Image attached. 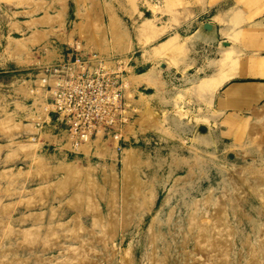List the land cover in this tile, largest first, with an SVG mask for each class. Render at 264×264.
I'll use <instances>...</instances> for the list:
<instances>
[{"label": "rangeland", "instance_id": "1", "mask_svg": "<svg viewBox=\"0 0 264 264\" xmlns=\"http://www.w3.org/2000/svg\"><path fill=\"white\" fill-rule=\"evenodd\" d=\"M28 1L36 3L35 0ZM59 1L62 2V0ZM135 1L140 2L141 0H73V3L71 0L69 1L70 11H75L78 13L79 20H84L83 25L77 23L75 26L79 27V36L77 38L82 43L79 49L96 52L107 59L120 61V70L124 69L123 76L126 78V83L130 82V78H133L135 81L134 85L129 88L126 84L125 92L128 93L133 88L135 100H138L139 97L145 98V101L133 100V114L128 113L130 121L121 132L125 143L118 144L116 140H109L99 144L98 146L102 148L99 153L102 155L108 148L109 154L103 156L96 155V144H87L86 146L90 150L89 154H91L92 145L95 148V153H92L84 160L79 159L82 163L81 172L83 178L81 177V179H84V173L88 172L91 179L98 186L104 188V191L102 189L101 192L97 190L92 195L89 192H85V195L82 197L83 203L87 201L97 203L101 211V217H104L103 220L105 221L111 220L113 218L111 216L115 215L113 222L120 219V221L123 220V223H125L122 229L116 231L115 241L113 243H106L104 249L102 242H99L102 239L100 238V231L92 228L91 216L87 213H81L80 220L82 226L85 227V232L80 233V240L81 238L86 241L93 239V241L98 242V244L95 242L86 244L84 247V251L89 252L88 258L93 264H120L124 251H128L131 248L135 256V264H146V257L149 254L154 253V257H159V255L155 254L154 250L164 249L167 245L169 246L168 255H170V264H207L206 255L203 256L202 252H198L193 245V241L188 245H184L183 235L186 232V222L191 212L189 207L194 202H197L196 218L206 219V217H211V213L215 209L211 205L208 207L203 206V200L206 199L209 193H212L214 200L222 199V194L224 195L226 192L227 195L231 193L235 199L237 198V202L240 200L238 203L242 205L241 200L243 199L239 198V196H243L240 195L241 191L235 194V190L231 192L228 187L226 189L229 192H224L223 187H219L216 191L215 187L221 181L223 173H228V176L232 174L231 177L236 179L238 177L246 178L242 173L246 167H250V172L254 171L255 173H260L258 170H264V134H261L259 131L258 135H254V132L251 131L249 138L242 135V131H244L242 128H244L245 124L246 126L251 124V127H258L262 122H258L257 118L253 119L249 117L248 112H243L242 110L232 111L233 119L229 124L225 122L226 116L222 120V114L214 112L211 105L212 95L226 80L211 91L203 90V96L198 91L201 87L200 83L208 77L219 82L221 79L219 76L222 77V73H218L222 69L219 60L222 59L223 55L230 56L227 57L228 61H230L229 63H234L235 69L245 62L247 63H245L246 66L249 67H252L255 62L262 65L261 58L264 57L259 55L264 52V34H260L257 30L253 29L254 25L251 26V24H253L254 19L264 14V0H225L218 8H214V10L218 9L220 13L222 8H230L229 13L231 16H229L228 25L231 33L227 34L230 43L227 46L223 47L219 44L214 47L209 41L205 43L201 39L194 37V35L188 36L193 29H190L191 31L189 32L186 30L183 35L188 37L180 38L179 42L164 47L161 50H158L159 47L157 46L163 42L166 43L170 38L160 42L158 45L154 44L156 46L153 47V52L159 58V61L153 65L151 72L139 77L132 75L127 78V71H129L127 69V56L121 55L120 51L123 50V46L125 45V38L128 44L130 42L128 37L124 36L121 32V26L114 13L116 9H119V4L121 3L126 5L131 3L134 11H136ZM159 1L161 5L162 0ZM3 2L6 1L0 0V264H54L57 259L69 257L70 254L67 253V249L78 245L77 243H71L67 239L68 233L65 232L72 227L71 223L67 221L74 214L69 203L76 187L68 183L69 185L63 191H61V188H58L61 187L58 182H60L64 174L57 169V166L62 163L71 165L74 159H78L80 155H78V158H75V155L66 150L69 147H64L62 148V152L67 156L65 161H61L63 155L60 156L56 149L59 145L55 146L51 144L53 141L50 142L49 140L39 142L37 132L33 129V126L38 118L40 119L43 116V98L39 93L35 95L38 75L44 65H48L56 60L58 54L61 52L62 45L56 42L54 36L53 39L52 37L49 39V36H46L48 34L46 32L31 30L35 27L34 24L41 18L39 13L27 17L13 15L14 10ZM206 2L208 5H213L216 3V0H164L163 8L158 5H152L151 9L154 13L165 10L173 14L172 22L177 23L178 20L174 17L175 12L171 10L173 6L182 9L187 6L191 13L193 11L198 13L203 11V4ZM63 3H65V0ZM213 13L214 11L212 10L199 17H194L191 14L185 17L186 20L194 21V23L197 22L198 25L195 28L199 26L202 34H208L206 31L211 29V25L208 24L209 21L201 22V20L209 19ZM107 14H110L109 26ZM103 16H105V22L102 20ZM25 20L30 21V28L28 26L30 30H19L18 25H21V22ZM58 20L60 23L62 17L58 16ZM77 20L75 18L70 27L65 28L66 30L62 32L66 34L68 28L72 29L73 24ZM123 20L125 21L124 18ZM216 20L225 24L219 16L216 17ZM161 21L162 19H158V22ZM13 23H16L15 27H13ZM155 23V18L144 19L137 28L140 43L144 47L155 40L167 28L166 26L159 28ZM143 25L147 28L143 29ZM205 26H209V28ZM107 28L111 29V33ZM259 65L256 64L253 69ZM179 66L182 68L178 72H175L176 69H179ZM190 67L192 68L190 69ZM230 67V65L229 67L226 66V68ZM185 68H189V70H185ZM138 82H141V84L137 86ZM232 94L234 95L235 92ZM129 99L131 100V97ZM145 103L156 113L150 122H156L154 124L157 128L150 129L143 135L137 134L136 138L128 141V136H132V134L128 133L127 130L129 129L127 127L134 124L135 128H137L136 122L142 120ZM255 111L257 110L255 109ZM182 113L185 116L178 118L179 116L177 115ZM255 115L257 117V114ZM202 122L208 125H201L203 124ZM50 125L55 126L54 124ZM45 126L46 124H44L41 131L44 132ZM201 127H203V130H200ZM57 128L64 130L63 127L58 126ZM67 136L66 133V139H68ZM250 136H257L256 142L259 144L262 142V149L260 151L252 150L253 147H250L249 144L252 140ZM60 138H62V135ZM67 145L69 146V142ZM133 149L138 150V158L134 165L135 169L133 168V164L130 167V170L134 171V179H138L141 182V186L144 182L153 183L156 192L153 206L141 218L134 211L135 206L139 204L138 198L134 194V196L131 194L132 191L130 189L129 192L126 190L125 193H122L120 184L116 191L103 185V178L112 172L111 168L114 167L115 172L117 174L120 173L122 168L120 157L126 155L133 157ZM189 167H193V175L195 176L188 181L184 177H186ZM255 173L254 176H248L249 181H251L249 186L253 182H257L254 179L256 177ZM153 176L156 178L154 182L151 181ZM176 178L182 179L180 182L175 183ZM170 188L173 190L172 192H170ZM37 189L40 190V194L37 193ZM246 189L247 187L243 190L245 193ZM110 193L116 195L115 207L112 211L110 210L111 207L106 206ZM106 196L107 198L105 199L104 197ZM218 196L221 197L219 198ZM134 199L137 200L135 201ZM167 200L168 203H166ZM181 200L182 202H180ZM248 202L249 204L236 208L238 210V217L237 215H234L236 218L232 217V214L227 217V221H230L229 223L227 222L228 227L232 230L234 241L237 243L234 249L235 254L232 255L231 253L227 255V259L225 258L227 264H246L250 259L247 251L248 247L243 251L238 244V234H236L238 231L244 230V234H249L247 236L250 237V247L257 243L249 233L251 225L247 222V219H243V224L239 226L236 225L237 222H234L235 219L239 221L246 215V217L252 216L250 205L259 207V200L251 199ZM50 209H52L51 212ZM170 210H173V213ZM229 211L231 210L229 209ZM30 214H33L36 219L28 217ZM158 215L160 217L156 218ZM153 218L158 219L163 226L160 229L156 228L154 230V233H159L157 241L154 244H149L145 249L146 236L149 233L148 226ZM263 220L264 218L261 219L264 223ZM56 224H63L64 226L57 227ZM53 227L56 228L55 233L57 234L55 235L58 237L57 239H55L56 236L51 238L50 230ZM263 228L264 226L261 227V230ZM7 229L11 230V232H7V235L3 236ZM27 229L33 232L39 229V239L50 236L49 238L52 239L51 242L55 246V249L48 251L45 249V246L42 247L40 244L41 240L38 241L39 243L36 246L32 245L33 247L28 244L26 245L25 242L20 243L22 232ZM46 229L47 234H45ZM98 236L99 238H96ZM163 240L165 245H162ZM91 249H93L92 251H96L95 255L93 252L90 254ZM143 253H146V255L144 254L143 256ZM125 257L127 258V255ZM123 263L126 264L125 262L121 264Z\"/></svg>", "mask_w": 264, "mask_h": 264}, {"label": "bare ground", "instance_id": "2", "mask_svg": "<svg viewBox=\"0 0 264 264\" xmlns=\"http://www.w3.org/2000/svg\"><path fill=\"white\" fill-rule=\"evenodd\" d=\"M147 21V20H146ZM143 29L147 28L146 26H142ZM206 28H209V26H205ZM180 36L175 34L174 36L170 37V39L166 42V43H161L159 44L157 47L158 50L163 49L164 47H167L171 44H174L176 42L180 41ZM18 51V50H17ZM231 51V50H230ZM229 51V52H230ZM227 57L230 56H226L223 55L222 59L219 60L220 64L222 66L221 72L218 73H222V77L219 76L221 79L219 80V82H216L214 79L211 78H207L206 80L204 79L203 82H201V87L200 90L199 88H197V90H199L198 92L201 94V96L204 95V91H211L214 87H216L219 84H222L223 81L230 79L231 77H234V75L237 76H246V75H252L254 73V69L253 67L256 66V64L259 65V63L255 62L254 65L252 67L246 66V64H242L241 66H237V68L235 69L232 63H229L230 61H228L229 59ZM231 59V58H230ZM262 59V58H261ZM232 60V59H231ZM259 60V59H258ZM234 61V60H232ZM263 62V59L261 60ZM261 62V63H262ZM253 63V62H252ZM231 66L230 68H226L229 67V65ZM232 64V65H231ZM250 65V64H249ZM260 66V65H259ZM258 66V67H259ZM257 68V67H256ZM263 66H260V69H262ZM252 69V70H251ZM219 75V74H218ZM218 77V76H216ZM218 79V78H215ZM218 81V80H217ZM135 83L133 78H130V82H127L128 88L130 86H133ZM127 88V89H128ZM207 94V93H206ZM139 101H145L144 97H141L139 99ZM144 104V103H143ZM144 111L142 112V120L139 122L137 121V128H135L134 124L128 125V133L130 132L133 136V138H136L137 134H141L143 135L146 131L153 129V128H157L155 126L154 123L156 122H150L152 121V119L154 118V116L156 115V113H154L152 111V109L150 107H148L145 103V107H144ZM260 112V111H258ZM257 113V112H256ZM141 115V114H140ZM177 116H179L178 118H181L183 116H185L184 113L182 114H178ZM154 121V120H153ZM204 125L205 122H202ZM207 123V122H206ZM226 124V123H225ZM206 126L208 124H205ZM251 124L247 125L245 124L244 128H242L244 131H242V135L246 138H249V135L251 134L250 132H254V135H258L257 133L260 131L261 134H264V121L260 123V125L258 127H251ZM256 125V124H255ZM166 130V129H165ZM157 131V129H156ZM168 131V130H167ZM240 131V130H239ZM174 132V131H173ZM172 132V133H173ZM201 132V131H200ZM253 134V133H252ZM259 133V135H261ZM204 136V135H203ZM263 136V135H262ZM141 137V136H140ZM143 137V136H142ZM252 136H250L251 138ZM257 136H253L250 147H253V149H255L256 151H260V146L262 144V142H260L261 144H259L258 142H256ZM141 139V138H140ZM207 140V139H206ZM260 140V139H259ZM109 141V140H108ZM188 142V141H187ZM100 140H96L93 142V144H96L97 147V156H103V155H107L108 153V148L105 150L104 154H100L99 152L101 151V147L98 146L100 144ZM196 143V142H195ZM89 145V144H88ZM91 145V144H90ZM66 147H69L68 145H66ZM184 147V146H183ZM79 152L84 153L86 156H89L90 150L89 147H87L86 145L81 147V149L78 150ZM133 157L130 156H122L120 157V162L122 165V168L120 170V173L117 174L115 172L114 167L111 168L112 172H110L109 174H107L105 176V178H103V185L108 186L111 190L116 191L118 189V185L120 184L121 186V191L122 193L126 192V190L129 189L132 191V195L134 194L135 197L138 198V202L139 204L132 208H134V211L140 215V218L142 216H144V214H146L148 211H150L151 206H153L154 202H155V198H156V192H155V188L153 187V183H149V182H142V186H141V182H139L138 179H134V171L130 170L131 165L133 164V168L134 165L136 163V160L138 158V153L135 149H133ZM140 153V152H139ZM140 155V154H139ZM180 159V157H179ZM177 160V159H176ZM171 161V160H170ZM175 161V160H174ZM147 162V161H146ZM152 162V161H151ZM213 162V161H212ZM170 163V162H169ZM168 163V165H169ZM173 163V162H172ZM171 163V164H172ZM150 164V163H149ZM194 164V163H193ZM192 164V165H193ZM139 165V164H138ZM174 165V164H173ZM207 166V163H206ZM82 164L80 162V160L75 159L73 164L69 165L66 163H62L59 166H57V169L60 170L64 175L63 177L60 179L59 185H61V191L64 190V188L66 186H68L70 184H73V186H75V190H74V195L72 196V199L69 203V206H71V209L74 211L73 216L71 217V219L67 222L71 223L72 227L69 228L68 230H66L65 232L68 233V240L73 243V244H78L77 246H71V248L67 249L68 252L70 254L69 257L65 258L66 259H57V261L54 264H93L91 262V260L88 258L89 252H85L84 251V247L86 244H92L93 239H91V241H86L84 239L81 238L80 240V233H84L85 232V227L82 226L81 224V213H87L91 216L92 218V228L93 229H98L101 233V237L102 239H100L103 244V247L106 245V243H113L115 241V233L117 230L122 229L123 225L125 223H123V220L120 221V219L118 221L114 220L115 219V215H112L111 220H103V218L101 217V211L99 206L97 205V203L93 202V201H87L85 203H83V199L82 197L85 195V192H89L91 195L92 193H95L97 190L101 189L104 191V188L102 186H98L90 177V173L86 172L84 173V179H81L82 175ZM146 167V166H145ZM219 167V166H218ZM200 168V167H199ZM211 168V167H210ZM222 168V167H221ZM135 169V168H134ZM243 169V168H242ZM250 167H246L245 169H243L242 173L244 174V176H246V178H233L231 176H228V173H223L222 175V179L221 181L216 185L215 190L217 191V189L219 187H223L224 192L229 190L232 192L233 190H235V194L240 193L239 191H241V193L243 192V194L240 193V195L243 196H239V198L243 199L242 201V205L245 204H249V200L253 199V200H259V207H255L253 205H250V210L252 212V216L249 217H244L241 220L237 221V219L234 220V222H237L236 225H242L243 221L245 219H247V222L251 225L250 227V231L249 233L252 235V237L255 239V241H257L256 244L252 245L251 247L250 242H249V234H244V230H240L238 231L236 234H238L237 238L239 240V245L241 246V249L244 251L246 249V247H248V255H249V261L246 262V264H264V231L263 229L261 230V227L264 226V223L261 221V219L264 218V170H258L260 173H255L254 171L250 172ZM141 170V169H140ZM164 170V169H163ZM184 170V169H183ZM199 170V169H198ZM207 170V169H206ZM205 170V171H206ZM227 170V169H226ZM58 171V172H60ZM143 172V171H142ZM167 173V172H166ZM169 173V172H168ZM204 173V171H203ZM254 173L256 175V177L254 178L257 182H253V184L251 186H249V183L251 181H249L248 176L251 177V175L254 176ZM140 174V173H139ZM155 174V173H154ZM153 174V175H154ZM180 174V173H179ZM186 179L191 180L192 177H194L195 175H193V167H189L188 171L186 173ZM196 174V173H195ZM259 174V175H257ZM199 175V174H198ZM120 176V177H119ZM138 177V176H137ZM161 177H163L161 175ZM197 177V176H196ZM221 177V176H220ZM263 177V179H262ZM83 178V177H82ZM146 179V178H145ZM156 178L153 176L152 180L154 182ZM182 178H176L175 179V183L180 182ZM253 179V181H254ZM158 180V179H157ZM149 181V180H148ZM184 181V180H183ZM182 181V182H183ZM140 183V184H139ZM167 183V182H166ZM212 183V182H210ZM214 183V182H213ZM135 184V185H134ZM182 184V183H181ZM162 185V184H161ZM172 186V184H171ZM178 186V185H176ZM197 186V185H196ZM52 187V186H51ZM161 187V186H160ZM228 187L229 190H227L226 188ZM247 187L246 189V193L244 190V188ZM174 188V187H173ZM182 188H184V186H182ZM207 188V187H206ZM107 189V188H106ZM140 189H142V191H140ZM171 189V188H170ZM47 191V189H45ZM49 190V189H48ZM60 190V189H58ZM57 190V191H58ZM71 191V190H70ZM102 191V192H103ZM130 191V192H131ZM168 191V190H167ZM173 190L171 189L170 192H172ZM175 191V190H174ZM222 192V191H220ZM37 193L40 194V190L37 189ZM168 193V192H167ZM37 194V195H38ZM58 194V192H57ZM56 194V195H57ZM103 194V193H102ZM101 194V195H102ZM106 194V193H105ZM127 194V193H126ZM185 194V193H184ZM36 195V194H34ZM99 195V196H101ZM133 195V196H134ZM234 195V194H233ZM41 196V195H40ZM94 196V195H93ZM125 196V195H124ZM122 196V197H124ZM132 196V197H133ZM174 196V195H172ZM34 197V196H33ZM88 197V196H87ZM126 197V196H125ZM134 197V198H135ZM177 197V196H176ZM198 197V196H197ZM217 197V196H216ZM219 197V196H218ZM221 197V196H220ZM219 197V198H220ZM41 198V197H40ZM105 199L107 198L104 197ZM222 199H213L212 198V193H209V195L206 197V199L203 200L204 203H202L203 206L208 207V206H213L214 207V212L211 213V217H206L205 218H196V212H197V202H194L193 205H191L189 208V210H191L190 214H189V218L187 223V228H186V232L183 235V241H184V245H188L189 243H191V241L194 242V247L198 250V252H202L205 256L206 255V259H207V264H227L226 259H227V255H230L232 253V255H234V249L236 246V241H234V234L232 233V230L228 227V222L227 221V217H229L230 214H232V217H235L237 215L238 217V210L236 209L238 206H242L239 205V201H236V199L234 198V196L230 194L227 195L224 193V195L222 194ZM98 199V198H96ZM102 199V197H101ZM51 200V199H50ZM89 200H91L89 198ZM93 200V199H92ZM95 200V198H94ZM128 200V199H127ZM126 200V201H127ZM135 200V199H134ZM137 200V199H136ZM135 200V201H136ZM29 201V200H28ZM38 201V200H36ZM102 201V200H101ZM106 201V200H105ZM107 207H111L110 210L112 211V209L115 207V201H116V195L114 193H110L108 200H107ZM125 201V199H124ZM133 201V202H135ZM198 201V200H197ZM39 202V201H38ZM41 202V201H40ZM182 202V200L180 201ZM257 202V201H256ZM125 203V202H123ZM166 203H168V200L166 201ZM174 203V202H173ZM188 203V202H187ZM36 204V203H35ZM40 204V203H39ZM135 204V203H134ZM180 204V203H179ZM251 204V203H250ZM183 205V203H182ZM258 205V204H257ZM256 205V206H257ZM44 206V205H43ZM63 206V205H62ZM66 206V205H65ZM124 206V205H123ZM131 206V205H130ZM134 206V205H133ZM177 206V205H176ZM68 207V206H67ZM156 207V206H155ZM175 207V206H174ZM84 208V210H83ZM128 208V206H127ZM168 208V207H167ZM184 208V207H183ZM182 208V209H183ZM124 209V208H123ZM122 209V210H123ZM229 209L231 211H229ZM247 209V208H246ZM52 209H50L51 212ZM129 211V209H127ZM240 210V209H239ZM41 211V210H40ZM54 211V210H53ZM83 211V212H82ZM132 211V210H130ZM171 211V210H170ZM173 211V210H172ZM171 211V212H172ZM178 211V210H177ZM63 212V211H62ZM121 212V211H120ZM153 212V211H152ZM116 213V212H115ZM119 213V212H118ZM162 213V210H161ZM173 213V212H172ZM185 213V212H184ZM36 214V213H35ZM41 214V213H39ZM52 214V213H51ZM54 214V213H53ZM210 214V213H209ZM37 215V214H36ZM43 215V214H42ZM83 215V214H82ZM103 215V214H102ZM124 215V213H123ZM169 215V214H168ZM171 215V214H170ZM235 215V216H234ZM250 215V214H249ZM53 216V215H52ZM155 216V215H154ZM255 216V217H254ZM28 217H34L33 214H30ZM43 217V216H41ZM50 217V216H49ZM108 217V216H107ZM160 217L159 215L156 217L158 218ZM169 217V216H168ZM167 217V218H168ZM175 217V216H174ZM202 217V216H201ZM35 218V217H34ZM33 218V219H34ZM51 218V217H50ZM53 218V217H52ZM117 218V217H116ZM139 218V219H140ZM153 218L148 226V235L146 236V243H145V249L148 247L149 244H154V242L157 241V237L159 236V233L156 232L154 233L156 228L162 227L163 225L160 224L159 220ZM236 218V217H235ZM36 219V218H35ZM244 219V220H243ZM22 220V219H21ZM24 220V219H23ZM35 221V220H34ZM57 221V220H56ZM126 221V220H125ZM137 221V220H136ZM185 221V220H184ZM264 221V220H263ZM31 222V221H30ZM33 222V221H32ZM40 222V221H39ZM128 222V221H127ZM130 222V221H129ZM164 222V221H163ZM228 222V223H227ZM21 223V222H20ZM45 223V222H44ZM47 224V222H46ZM247 224V223H246ZM37 225V224H36ZM57 227H61L64 226L63 224H56ZM130 225V224H129ZM185 225V224H184ZM52 226V225H51ZM126 226V225H125ZM124 226V227H125ZM44 227V226H42ZM180 227V226H179ZM10 228V227H9ZM38 228V227H37ZM41 228V227H40ZM47 228V227H46ZM49 228V226H48ZM144 228V227H143ZM53 229V230H52ZM17 230V229H16ZM65 230V229H64ZM137 230V229H136ZM147 230V229H146ZM181 230V229H180ZM5 231V230H4ZM23 231V230H22ZM92 231V230H91ZM7 232H11V230L7 229V231L4 232L3 236H6ZM15 232V231H14ZM17 232V231H16ZM56 232V228H51L50 230V234H51V238L55 237L57 233ZM61 232V231H60ZM63 232V231H62ZM88 232V231H87ZM96 232V231H95ZM130 232V231H129ZM128 232V233H129ZM21 233V232H20ZM42 233V232H41ZM246 233V232H245ZM47 234V229H46V233ZM49 234V235H50ZM90 234V233H89ZM131 234V233H130ZM15 235V234H14ZM18 235V234H16ZM64 235V234H63ZM162 235V233H161ZM180 235V234H179ZM12 236V235H11ZM22 239L20 243H26V245H33L36 246L37 243H39L38 241H42L40 244L43 246H45L48 251L55 249V246H53V243L51 242L52 239H50L49 237L45 238H40L39 239V229L30 231L29 229L24 230L22 232L21 235ZM65 236V235H64ZM145 236V235H143ZM16 237V236H15ZM4 238V237H2ZM58 237L56 236L55 239H57ZM93 238V237H92ZM96 238H99L96 237ZM96 238H94L95 240H97ZM139 238V237H138ZM257 238H259V240H257ZM39 239V240H38ZM182 239V238H181ZM66 240V239H65ZM89 240V239H88ZM142 240V239H141ZM180 240V239H179ZM10 241V240H9ZM23 241V242H22ZM54 242V241H53ZM162 242V241H161ZM160 242V243H161ZM167 242V241H166ZM7 243V242H6ZM98 244V242H95ZM101 244V245H102ZM181 244V243H180ZM21 245V244H18ZM25 245V246H26ZM56 245V244H55ZM114 245V244H113ZM161 245V244H160ZM162 245L164 244V240L162 242ZM30 246V247H31ZM32 246V247H33ZM60 246V245H59ZM158 246V245H157ZM250 247V248H249ZM98 248V247H97ZM101 248V247H100ZM110 248V247H109ZM174 248V247H173ZM21 249V248H20ZM42 249V248H41ZM86 249V248H85ZM105 249V247H104ZM102 249V250H104ZM168 249L169 246L167 245L164 249H159L158 251H156L157 249H155V254L159 255V257H154V253L149 254L146 260V264H170V260L169 257L170 255H168ZM3 250V249H2ZM9 250V249H8ZM63 250V249H62ZM93 249H91V252L94 253L96 251H92ZM101 250V249H100ZM88 251V250H86ZM233 251V252H232ZM237 251V250H236ZM246 251V253H247ZM4 252V251H3ZM2 252V253H3ZM29 252V250H28ZM43 252V251H42ZM66 252V251H65ZM106 252V251H105ZM194 252V251H193ZM197 252V251H196ZM7 253V252H6ZM44 253V252H43ZM245 253V252H244ZM60 254V253H59ZM105 254V253H104ZM114 254V253H113ZM146 255V253H143ZM195 254V252H194ZM19 255V254H18ZM93 255V254H92ZM124 256H122V262H125L126 264H135V256L133 253L132 248L128 251H124L123 253ZM127 255V258L125 257ZM15 256V255H14ZM119 256V254H118ZM142 256V255H141ZM1 257V256H0ZM116 257V256H115ZM16 258V257H15ZM94 258V257H93ZM105 258V257H104ZM112 258V257H110ZM202 258V257H201ZM200 258V259H201ZM226 258V259H225ZM233 258V257H232ZM14 259V258H13ZM33 259V258H32ZM103 259V258H102ZM125 259V260H124ZM4 260V258H3ZM8 260V259H7ZM37 260V259H35ZM40 260V259H39ZM109 260V259H108ZM124 260V261H123ZM95 261V260H93ZM107 261V260H106ZM195 261V260H194ZM205 261V260H204ZM17 262V261H15ZM21 262V261H20ZM38 262V261H37ZM41 262V261H39ZM203 262V260H202ZM7 263V262H6ZM13 263V262H12ZM120 263V264H121ZM201 263V262H200ZM5 264V263H4ZM47 264V263H46ZM118 264V263H117ZM124 264V263H123ZM137 264V263H136ZM195 264V263H194ZM202 264V263H201ZM235 264V263H234Z\"/></svg>", "mask_w": 264, "mask_h": 264}, {"label": "crops", "instance_id": "3", "mask_svg": "<svg viewBox=\"0 0 264 264\" xmlns=\"http://www.w3.org/2000/svg\"><path fill=\"white\" fill-rule=\"evenodd\" d=\"M5 1L6 2L3 3L14 10L13 15L16 14L18 16L27 17L34 14L36 15L38 13L40 14V20L36 24H34V30H31L37 32H46L48 33L46 34V36H49V39L50 37H52V39L55 37L56 42L62 45L61 52L58 54L56 60L60 59L61 57H65L66 55H70L71 53H74V51H77L81 55L90 53L84 49H79L82 43L79 42L77 38L79 36V27L75 26L77 23H81L83 25L84 20H79L78 13H76L75 11H70V0H65V3H63L64 0H62V2L59 0H35V4L28 0ZM223 1L225 0H216V3L213 5H208V3L206 2L203 4V11H200L198 13L194 11L191 13L189 7L187 6L184 7L185 9L173 6V9L171 10L175 12L174 17L177 18V23L172 22L173 14L166 12L165 10H163V12L154 13L151 9L152 5H158L163 8L164 0H162L161 5V2L159 0H141L140 2L135 1L136 11H134L131 3L128 5L124 3L119 4V9H116L114 16L118 19V23L121 26V32L124 36L126 35L128 37V40L130 42V44H128L127 39L125 38V45L123 46V50L120 51L121 55L127 56V69L129 70L127 71V78L131 77L132 75L135 77H139L151 72L153 69V65L159 61V58L154 55L153 47L158 45L160 42L174 36L175 34L179 35L181 38H186L188 36L194 35V37H196L197 39H201L205 43L209 41V43H211V45L213 44L214 47L219 44L223 47L230 44L227 36L228 33H231L228 25L229 16H231L229 13L230 8H222L220 10L221 13L218 12V9L214 10V8H218ZM71 2L73 3V0H71ZM212 10L214 11V13L211 14L209 19L201 20V22L209 21L208 24L211 25V29L209 31H206L208 34H202L200 32L199 26L195 28V26L198 25L197 22L194 23V21L186 20L187 15L191 14L194 15V17H199L201 15L207 14L208 11L211 12ZM58 16L62 17L60 23L58 20ZM107 16V23L109 26L110 14H107ZM218 16L221 17V20L224 21L225 24H222L216 20V17ZM75 18H77L78 20L73 24L72 29L68 28L66 34L62 32L66 30L65 28L70 27L71 23L75 21ZM123 18L125 19V21L123 20ZM152 18L156 19L155 24L157 27L160 28L166 26L167 28L162 34L157 36L155 40L144 47L140 43V37L137 28L144 19ZM158 19H162V21L158 22ZM102 20L103 22L106 21L105 16L102 17ZM252 23L253 24H251V26L254 25V27H252L253 29L257 30V32H259L260 34H264V14H262L259 18L254 19ZM15 26L16 23H13V27ZM28 26L30 28V21L25 20L21 22V25H18V28L19 30L23 29L24 31H26L30 30ZM129 27L131 30L129 29ZM108 29L109 28H107V30ZM190 29H193V31L188 36H184L183 33H185L186 30L188 32L191 31ZM109 32L111 33V29H109ZM259 56L264 57V52H262ZM262 59L263 62L262 65H260L263 66L262 69H260L259 66L255 68V71L252 75L235 76L227 79L212 95L211 105L213 106L214 112H216L217 114H222V120L226 116L225 122L227 124H229V122L233 119L231 112L235 110L248 112L250 115L249 117H252L253 119L257 118L258 122L264 121V58ZM185 63H187V61H185ZM181 68L182 67L179 66V69H176L175 72H178V70H180ZM191 68L192 67H190V69ZM186 69L189 70V68H185V70ZM139 84H141V82H138L137 86ZM234 92L235 94L233 95L232 93ZM133 95L135 96V94H133V88L128 93L125 92L124 95L125 102L127 101L126 104L128 106V113L130 114H133V100H135V97H133ZM129 97H131V100L129 99ZM255 109L257 111H255ZM255 114H257V117ZM55 132L58 133L53 134ZM59 135H62V138H60ZM132 138V136H128V141ZM37 139L39 140V142H41L42 140H49L50 142L53 141V143L51 144L55 146L59 145L56 149L58 150L60 156L63 155V157H61V161H65L67 155L62 152V148L66 147V145L68 144L65 130L58 129L55 126H51L50 124H48L44 127V132L41 131L39 133ZM117 143H125L124 138L122 137L119 141H117ZM260 149H262V146L260 147ZM92 153H95V148L93 145L91 146V154ZM71 154L75 155V158H78V155H80L78 160H84L86 157H88L85 156V154L82 152H71ZM91 154H89V156ZM97 158L99 159V157ZM106 158H108V156H106Z\"/></svg>", "mask_w": 264, "mask_h": 264}, {"label": "built area", "instance_id": "4", "mask_svg": "<svg viewBox=\"0 0 264 264\" xmlns=\"http://www.w3.org/2000/svg\"><path fill=\"white\" fill-rule=\"evenodd\" d=\"M96 52L77 51L44 65L35 95L43 98V116L34 123L37 137L44 124L63 127L69 152L96 140L119 141L130 121L121 63Z\"/></svg>", "mask_w": 264, "mask_h": 264}, {"label": "water", "instance_id": "5", "mask_svg": "<svg viewBox=\"0 0 264 264\" xmlns=\"http://www.w3.org/2000/svg\"><path fill=\"white\" fill-rule=\"evenodd\" d=\"M200 130H203V127H201Z\"/></svg>", "mask_w": 264, "mask_h": 264}]
</instances>
